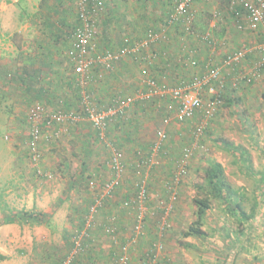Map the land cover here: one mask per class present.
Returning a JSON list of instances; mask_svg holds the SVG:
<instances>
[{
    "label": "rangeland",
    "instance_id": "1",
    "mask_svg": "<svg viewBox=\"0 0 264 264\" xmlns=\"http://www.w3.org/2000/svg\"><path fill=\"white\" fill-rule=\"evenodd\" d=\"M13 1L0 0V25L3 23H7V25L11 23L20 24L28 19L29 22L30 19L33 23L37 22V26H40L39 24L44 25L46 20L51 21L53 16L57 17L56 15L47 14V12L34 11L46 6L51 7V10L58 9V13L61 6L66 7L67 11L64 15L69 16V20H64L63 12L58 19H55L56 21L63 20L65 30L67 29L66 25L73 28L76 24L77 0H32L31 2L17 0L16 3H13ZM113 1L114 8L118 7L120 10L124 6H131V9H135V6L141 7L140 10H143V8L148 9L154 2V0H142V3H138L139 0H136L135 5H131L134 0ZM236 1L214 0L210 4L199 3L197 5V17L192 27L193 35L180 34L182 40L178 43L179 54L175 60L171 59L169 67L172 76H164L166 77L165 81L168 78L169 82L174 84L178 80H188V78L201 73L202 65H200V69H194L184 64L182 54L184 51L186 54L188 51L192 52L191 48L204 55L205 63L217 65L224 54L244 47L253 48L260 43L258 33L249 31L244 27L241 29L237 27L236 19L233 18L234 15L232 14L233 3ZM143 2L145 3L143 4ZM165 7V9L168 8L167 3ZM215 12L216 16L214 15ZM50 21L47 25H50L52 22ZM212 23H214L213 27H211ZM51 24L54 25L53 22ZM6 30V35H8L9 29ZM48 30L50 31L49 27L40 29L35 26L29 30L28 37L32 40L43 39L47 37ZM203 32H210L213 36L217 45L215 50H211L206 44L194 38L196 35L203 34ZM21 33L20 36H23L25 32L22 31ZM57 35L59 34L57 33ZM191 38H194L191 41L193 45L190 43ZM99 39L100 34L97 38L98 42ZM65 41L62 45L64 46L61 51L62 58H67L66 52L70 46V39H68L69 43ZM97 50L102 52L100 46H97ZM257 57V55L246 57L243 70H250ZM194 58L198 62H203L196 56ZM65 61L67 62L66 59ZM68 68L70 72V66ZM0 81V83L6 82L0 87V232H7L5 234L6 238L18 239V242H9L13 246L17 245L13 247L16 254V263L11 262L10 264H61L71 248V239L74 234L83 229L84 218L94 199L97 198L102 186L101 182L111 178L110 173H106V169L111 157L109 144H112L113 137H119L125 142L124 145H131L128 147L129 153L136 156L135 151L138 150L143 157L155 142L157 132L162 130L167 133L168 138L163 144L162 150H164V153L162 151L157 155L158 165L148 168L140 163L141 159L137 161L135 157V163L138 164L137 168L140 169L138 173L137 171L132 173L134 179L141 175L147 177L150 194L148 207L151 214L147 216L144 225L145 230L143 227L146 235L142 245H144L146 252L150 251L156 256L155 262L152 260L148 262L147 258H143L140 264H235L238 257L245 259L243 249H251L255 246L261 247L264 241L263 233H256L253 236V233L233 232L236 230L234 227L238 229V221L233 219L231 215L234 214L233 200L236 196L235 193L238 192L235 184L238 156L235 151L234 139L241 131L243 133L244 131L249 132V118L255 115L257 101L260 99L259 94L264 96V91L256 88L257 91H254V93L248 91L246 95H243L241 92L246 88L240 85H237V87L232 86L233 82L228 84L224 96V105L220 113L208 124L204 134L197 140L190 136L191 124L181 125L175 123L173 105H171L173 107L171 110L166 111L163 104H159V107L156 108L151 101L136 105L135 109L128 110V115L126 114L120 123L110 125L107 142L98 138L97 133L88 122L78 123L64 120L63 122L51 124L43 129L44 133L39 145L41 161L38 164L39 168L42 169V173L38 174L36 169L38 166L31 161L28 153V139L31 128L27 113L29 107L35 101L29 98L22 99L15 90V85L10 86V80L6 78V75L4 78L1 75ZM249 85L252 86L253 83ZM114 93L122 94L123 92L116 89ZM102 105L105 106L108 103L102 102ZM253 110L254 112L251 113ZM166 118L169 120L168 123L165 122ZM131 120L133 123H131ZM146 121L149 124L146 128L141 129L142 135L137 138L139 127L143 126ZM134 130L136 131V137ZM81 135L87 136V138L85 140L77 138ZM120 144L121 146L116 147L126 155L128 151L123 149L124 145L122 146V143ZM190 145H193V154L188 162L185 175L177 185L178 198L173 204L172 210L168 213L167 226H165V229H161L163 216L161 207L169 197L167 185L177 164L181 161L182 149ZM211 162H218L223 166L227 182L231 188L230 192H232L230 196L221 198L219 195L214 197L211 194V189L204 187L205 170ZM131 168H135L134 164L131 165ZM90 182L92 183L90 184ZM126 189L131 192V188ZM122 195L119 190H116L111 198L103 201V203L105 202L103 206L108 209V213L116 208ZM215 195L217 196V194ZM129 196H132V194ZM204 196L210 198V208L206 211L203 219V234L184 238L182 233L195 220V206L192 200ZM38 201L45 206L44 209L48 207L49 210H53V214L49 217V220L51 219L49 232H53L50 234V241L51 244L55 245L50 249L40 245L37 241V243L35 242L37 246H34L33 250H27L24 244L23 232H36V227H39L37 225L39 221L29 217L30 214L37 212L34 208L39 210ZM66 209L72 211L62 219V214L65 213ZM100 209L94 215L92 224L94 226L89 228L88 232H92L96 225L95 222L97 224L104 223L109 216L106 214L103 219L97 220L96 218L101 217L100 213L104 211L102 207ZM71 214V219L75 218L76 220L74 226L66 220L67 216ZM131 214L134 216L133 211H131ZM56 215L59 216L52 219ZM37 217L34 218L37 219ZM9 218L15 220V227L12 229L11 225L4 223L9 221ZM66 222L68 223L66 228L70 232H62L63 236L68 235V238L61 243L60 238L55 233L59 232L60 225L64 228ZM127 224H130V226L125 230L117 229L116 231L124 232L118 236L121 239L129 237L132 232L133 220L129 219ZM6 227L9 229H6ZM40 227L48 228L46 226ZM14 232H17V237ZM42 232H46V230L43 229ZM92 239L90 240L92 243L87 242L89 251L90 248L93 249L97 246L92 245L97 243L94 237ZM107 239V243L101 242L99 245L107 253L106 256L109 250L113 249L112 251H115V244L109 241V238ZM156 241L160 243L158 242L153 246ZM105 261L104 264H111V260L108 261L106 258ZM95 264L99 263L95 262Z\"/></svg>",
    "mask_w": 264,
    "mask_h": 264
},
{
    "label": "crops",
    "instance_id": "2",
    "mask_svg": "<svg viewBox=\"0 0 264 264\" xmlns=\"http://www.w3.org/2000/svg\"><path fill=\"white\" fill-rule=\"evenodd\" d=\"M16 1L17 0H14L13 3H16ZM28 1L31 2L32 0ZM113 3V0H109V2L105 6V12L102 14L98 22V35L100 34L98 47L100 46L102 52H114L124 44H131L139 40L144 35L146 30H148L149 28L158 27L162 20L167 16L171 8V0H154L150 8H143V10H140L141 7L137 6H135V9H131V6H124V8L120 10L118 7L114 8ZM135 3L136 0H134L133 4L131 5H135ZM138 3H142V0H139ZM144 3L145 2H143V4ZM166 3L168 4L167 9H165ZM198 4L199 3H197V5ZM34 11H39L42 13L47 12V14L56 15L57 17L53 16V20H51L54 25L51 24L52 22L50 20V25H47L49 21L46 20V23L44 25L39 24L40 26H37V22L33 23L31 19L30 22L28 21V19L27 21L21 22L20 24H1L0 77L2 75V77L4 78L6 75V78L10 80V86L15 85V90L18 94H20V97L22 99L29 98L32 101L42 100V104L46 112L55 111L54 108L60 107L61 101L64 102V108L68 109V111L70 110L69 112H76L80 108V100H82L84 96H89L91 102L98 107L103 106L102 102L108 103L109 105L112 103L113 98L118 95L114 93L116 89L121 90L123 92L122 94L126 95L136 94L139 91H144L145 86L143 84V78L146 76L155 79L158 83L165 82L169 86L172 85L173 83H170V80L168 78L167 81H165L166 77L164 76H170L172 73L169 67L171 65V59L175 60V58H177V55L179 54L178 43H180L179 41L182 40L180 34L190 36L182 33L180 28L174 26L169 31L168 40L154 46L153 50H156L158 52L157 54H155V57L147 58L146 60L123 57L118 62L114 63L111 70H105L109 72H104L102 68L96 67L91 74V78L87 79L84 85H79L78 83H76V76L72 71L71 63L69 62L68 58H62L61 56V51L64 47L62 46L64 44L63 41L66 40L68 43L69 41L67 36L64 35V32L66 33V31L63 26V20L56 21L55 19H58L63 12L64 20H69L70 17L64 15L66 14L65 11H67L66 7L61 6V10L59 9V13L58 9L56 10V8H54V10H51V7L49 8L47 6L41 9H35ZM35 26L40 29H47V27H49L50 31L48 30L47 37L43 39L37 38L34 40L28 37L29 30ZM6 29H9L8 35H6ZM22 31H24L25 33L23 36H20V34H22ZM252 32L258 33L257 31ZM57 33L59 35H57ZM192 40H194V38L190 39V43ZM191 45H193V43H191ZM191 49L195 52L192 57L196 56L199 60L203 61L199 62L198 66L195 68L200 69V65L208 64L204 62L205 57L203 54L194 50L193 48ZM188 52L186 54L184 51L185 54H182L184 56L183 59L189 56ZM253 55H257V52L254 51L253 53L248 54L247 58ZM65 59L67 60V62L65 61ZM243 65L245 66V63ZM69 66L71 68L70 72L68 68ZM249 71L250 70H243V68H240L235 72H225L227 74L228 83L230 84L235 80V78H238L239 74H243L246 72L248 73ZM4 84H6L5 81L4 83H0V87H2ZM237 85L246 88L241 92V94L243 95H246L248 91L249 93H254V91H257L256 88L264 91V71L260 73L258 80L253 82L252 86L239 80H237ZM259 95L260 99H258L257 101L256 113L249 118V132L244 131L243 133L240 129L241 132L234 139V146L236 147L235 151L236 155L238 156V168L236 171L237 177L235 179V184L238 192L235 193L236 196L233 200L234 214L231 215V217L233 219H237L238 229L234 227V229L236 230H234L233 232L253 233V236H255L256 233H263L264 235V96L263 94ZM149 101H151L153 103V106H155L156 108L159 107V104H163L166 107L164 108L166 111L172 109L169 107V103L167 101H163L161 98L154 97L146 102ZM142 103L144 102L135 103L129 108V111L133 108L135 109L136 105ZM253 112L254 110L251 113ZM127 118L128 116L126 117V119ZM121 121L122 120L118 119L113 124L116 125ZM81 122L88 121L82 119L78 123ZM131 123H133L132 120ZM148 124L149 123L146 121L143 126L141 125V127H139L137 138L141 137V129L146 128ZM134 135L136 137L135 130ZM77 138L85 140L87 136L81 135ZM112 140V144L115 143L113 145L117 147H119V145L121 146L120 143H122V146L125 144V142L119 137L116 138L114 136ZM130 146L131 145L129 144L124 145L123 149H126V151H128V147ZM140 150H142V148H140ZM162 151L164 153V150ZM125 157L127 162L126 171L122 176V184L117 189L123 194L122 198L120 199V202H118V205H116V208L113 209L110 213H108V209H106L105 206L102 207L104 211L100 213L101 217H97L96 219H103L106 214L107 216H109L105 219L104 223L97 224L95 222V227L92 229V232H89L90 236L92 234L93 236H91L89 240H84L85 248L82 252H80L78 258H76V264H95V262L104 264L103 262H106V258L108 259V261L111 260L113 249L109 250L108 255L106 256L107 253L105 252V250L100 248L99 246L101 242L107 243V238H109V241L112 242L111 235L108 234V226L114 228L117 239L119 234L124 233L116 232L117 229L125 230L130 226V224H127L129 222V219L133 220V218H131L133 217L131 211L121 204L123 203V200L127 196H129L127 194L128 189L126 188H130L132 184L134 185L137 182L138 178L134 179L132 173H134V171H137L138 173V170L140 168H137L135 163L136 156H134L132 153H129L128 151ZM132 164H134L135 168H131ZM129 167L131 172L129 170ZM106 170V173H110V176H112L109 164ZM103 182L104 181H102L101 184ZM91 183L92 182H90V184ZM38 207L39 210L34 208V210H36L37 212L32 214L33 216H38L37 219L33 217H31V219L39 221V224H37L39 225V227H36V232H23V236L25 239L24 244L27 250H33L34 246H37V241L40 245H43L50 249L55 245L51 244L50 241V234H52L53 232H49L51 228V219L49 220V217L53 214V210H49L48 207L44 209L45 206L42 205L39 201ZM71 211L72 210L66 209L65 213L62 214V219L66 217V215H68V213H70ZM58 216L59 215H56L52 219H56V217ZM67 217V222L70 221V223L74 226L76 220L75 218L71 219L72 214ZM9 219L11 220V218ZM146 220L147 217L144 221V225L146 224ZM11 221L12 222L9 223V225H11L12 229L13 227H15V220ZM67 222L64 228L60 225L59 232L55 233V235H58V237L60 238L61 243L64 242L63 240H67L68 238V235H65L64 237L62 232H70V230L66 228V226L68 225ZM40 226H46L49 229ZM7 228L8 227H6V229ZM42 228L45 229L46 232H42ZM16 233L17 232H14L15 236ZM5 234H7V232H0V254L5 256V260L0 261V264H10L11 262L16 263V254L13 247L17 245L13 246L9 242H18V239L6 238ZM145 235L146 232H143V235L140 238L138 237L136 243L129 245L128 254L131 264H140L141 261H143V254H145L146 249L144 248V245H142V243L145 239ZM93 237L94 239H96L97 243L92 245L97 246H95V248L93 249L90 248L89 251L87 249V246L90 240H93ZM129 238L130 236L125 237L124 239L118 237V243L114 246L115 250H117L119 244L126 242ZM243 252L245 259L238 257L235 264H264V241L261 244L260 248L256 246L251 249L245 248L243 249Z\"/></svg>",
    "mask_w": 264,
    "mask_h": 264
},
{
    "label": "built area",
    "instance_id": "3",
    "mask_svg": "<svg viewBox=\"0 0 264 264\" xmlns=\"http://www.w3.org/2000/svg\"><path fill=\"white\" fill-rule=\"evenodd\" d=\"M213 1L171 0V8L163 24L156 28H149L139 40L122 45L117 51L99 52L97 50L98 22L105 12V6L109 0H77V24L70 32V48L66 52L77 83L84 85L85 81L91 78V74L96 67L111 70L114 63L123 57L142 60L155 57L158 52L153 50L154 46L166 42L169 38V31L174 26L180 28L182 33L192 36V27L197 17V3L210 4ZM233 4L232 14L234 15L233 18L236 19L237 27L257 31L260 34L259 44L253 48L244 47L229 52L220 64L202 65L201 73L188 78V80H178L170 86L165 82L158 83L155 79L146 76L143 78L144 91L131 95L118 94L113 98L111 104L102 106L101 109L91 102L89 96H84L81 100V111L66 114L60 111L49 114L40 103L33 104L27 113L29 120L32 122L28 142L31 161L36 166L41 161L39 145L43 135L37 125L39 122L44 121L45 125L50 126L53 122L59 123L64 120L79 122L84 119L90 123L98 138L107 142V132L111 124L118 119L125 118L129 108L135 103L146 102L154 97L167 101L170 108L174 107L173 119L175 123L181 125L191 124V138L197 140L201 137L208 124L218 116L224 105V96L229 84L225 72H235L243 68L242 65L246 57L254 51L257 52L259 57L254 62L253 67L248 73L239 74V77L233 81L232 86H237V80L247 84L253 83L258 80L260 73L264 71V0H237ZM214 15L216 16V12ZM213 26L214 23L211 24V27ZM194 38L206 44L211 50H215L216 42L210 32L196 35ZM194 53V51L189 52V56L185 57L184 64L187 67L195 68L198 66L199 62L192 57ZM165 122H169L168 118L165 119ZM167 138L165 131H158L155 142H153L145 156L142 157L140 151L135 152L137 161L141 159L140 163L148 168L158 165L157 155L162 152L163 144L167 141ZM109 146L111 150L109 167L112 176L101 184L100 194H97V198L94 199V203L89 207L85 216L84 227L80 232L74 234L72 238L73 246L61 264H76V258L85 248L84 240L90 238L88 230L93 224L94 215L103 206L104 199L111 198L114 191L122 184V176L127 166L126 157L115 145L109 144ZM192 154L193 145L184 147L181 151V161L177 164L167 185L169 197L161 207L163 211L161 229H165V226H167L168 213H170L178 198L177 185L186 173ZM36 169L38 174L42 173L39 166ZM43 175L48 176L47 174ZM134 185L135 193H133V197L128 199L127 204H121L134 212L132 232L130 238L119 244L117 250L113 252L111 264H131L128 254L129 245L136 243L138 237L140 238L143 235L144 221L148 214H151L148 207L150 194L147 177L139 176ZM129 204H132V206ZM107 230L109 231L108 234L111 235L112 242L117 244L114 228L108 226ZM155 257V254H153L148 262L150 260L155 262Z\"/></svg>",
    "mask_w": 264,
    "mask_h": 264
},
{
    "label": "trees",
    "instance_id": "4",
    "mask_svg": "<svg viewBox=\"0 0 264 264\" xmlns=\"http://www.w3.org/2000/svg\"><path fill=\"white\" fill-rule=\"evenodd\" d=\"M166 18V17H165ZM165 18L162 20V22L160 23V24H163L164 23V20H165ZM76 24H77V17H76ZM75 24V25H76ZM74 25V26H75ZM66 28L67 29H69V30H65L66 31V33L64 32V35L65 36H67V38L68 39H70V32H71V30H72V28L71 27H68L67 25H66ZM204 33V32H203ZM206 33V32H205ZM99 36V35H98ZM71 42V41H70ZM124 45H126V44H124ZM216 47H217V45H216ZM216 49V48H215ZM226 54H224L223 55V57L221 58V60L218 62V64H220L221 63V61H222V59L224 58V56H225ZM259 57V56H258ZM258 57H257V59H258ZM256 59V60H257ZM69 60V59H68ZM70 62V61H69ZM71 67H72V65H71ZM72 71H73V68H72ZM103 71V70H102ZM104 72H109V71H105L104 70ZM72 81H73V78H72ZM73 83V82H72ZM76 83H77V81H76ZM71 86V85H70ZM77 90V89H76ZM90 93H92V92H90ZM93 93H94V91H93ZM78 100V99H77ZM81 101V100H80ZM35 103H40L42 106H43V102H42V100H35V102L33 103V104H35ZM59 103V102H58ZM100 103V102H99ZM32 104V105H33ZM78 104H79V102H78ZM70 106V105H69ZM79 106V105H78ZM31 107V106H30ZM29 107V108H30ZM80 107H81V105H80ZM101 107L102 106H100V107H98L99 109H101ZM55 109V111H52V112H48L49 114H52V113H54V112H56V111H60V112H62L63 114H66V113H68L69 111H68V109H65L64 108V102H62L61 101V103H60V107H57V108H54ZM80 109V111H81V108H79ZM78 109V110H79ZM28 120H29V118H28ZM70 122H72V121H70ZM54 123H56V122H53L52 124H54ZM29 124H30V128L32 127V122L29 120ZM38 126H39V128H40V130H41V134H43L44 132H43V129L44 128H46V127H48L47 125H45V123H44V121H42V122H39L38 124H37ZM28 142H29V139H28ZM138 151V150H137ZM137 151H135V152H137ZM28 153H29V157H30V150L28 149ZM206 184V185H205ZM205 184H204V187H208V188H210L211 190L210 191H212L211 192V194L214 196V197H218L219 195H220V197L221 198H223V197H225V196H230L231 195V193L232 192H230V190H231V188H230V186H229V184H228V182H227V179H226V175H225V173H224V170H223V166L220 164V163H218V162H211L210 163V165H209V167L205 170ZM131 188V192H127V194L128 195H131L132 194V196H127L124 200H123V203L122 204H127L129 201H128V199L129 198H132L133 197V193H135V188H134V185H132V187H130ZM117 190V189H116ZM115 190V191H116ZM115 191H114V193H115ZM130 193V194H129ZM98 194H100V191L98 192ZM215 194H217V196L215 195ZM114 195V194H113ZM227 198V197H226ZM109 198H106V199H104V201H107ZM228 199V198H227ZM121 202H122V200H121ZM192 202H193V205L195 206V220L187 227V230L186 231H184L183 233H182V236L184 237V238H187V237H191V236H198V235H200V234H203V231H202V226H203V219H204V216H205V213H206V211L210 208V198L208 197V196H204V197H201V198H193V200H192ZM226 202H227V200H226ZM229 202V201H228ZM94 203V202H93ZM105 203V202H104ZM104 203H103V205H104ZM130 206H132V204H129ZM103 207V206H102ZM129 210L130 211H133L132 209H130L129 208ZM29 217L31 218V217H37V216H33V215H29ZM85 219V218H84ZM12 221L11 220H9V221H6V222H4V223H6V224H9V223H11ZM83 227H84V224H83ZM90 230V229H89ZM88 230V231H89ZM159 241H156V242H154L153 243V246H155V244H157ZM160 243V242H159ZM72 246H73V243H72ZM152 246V247H153ZM150 250V249H149ZM144 255V258H147V261L150 259V258H152V256H153V254L152 253H150V251H147V252H145V254H143ZM2 260H5V256H3V255H1L0 254V261H2Z\"/></svg>",
    "mask_w": 264,
    "mask_h": 264
}]
</instances>
